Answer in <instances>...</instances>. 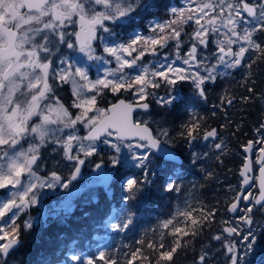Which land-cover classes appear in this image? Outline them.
<instances>
[{
  "label": "snow or ice",
  "instance_id": "1",
  "mask_svg": "<svg viewBox=\"0 0 264 264\" xmlns=\"http://www.w3.org/2000/svg\"><path fill=\"white\" fill-rule=\"evenodd\" d=\"M153 7V0H0V264H9L21 245L18 217L39 203L40 189L68 190L63 211L71 207V186L86 161L99 155L98 144L114 151L109 157L113 167L121 164L124 146L130 153L125 161L141 170L139 176L128 175L122 182L125 203L137 200L151 186L156 175L150 168L151 150L167 143L171 132L165 121L150 119V99L161 107L173 105L176 85L189 82L196 96L207 102L210 85L241 70L240 87L255 94L253 69L264 64V0H183L182 6L169 8L166 19L150 24V34L118 39L113 26ZM62 48L77 55L69 56ZM146 57L153 59L146 62ZM92 66H104L102 74L92 78ZM65 86L67 100L59 94ZM162 87L167 89L163 96L157 92ZM107 93L116 101L102 107ZM123 93L134 99L120 98ZM239 99L246 103L252 96ZM236 100L225 92L213 107H230ZM138 109L145 119L134 118ZM201 119L192 114L177 135L189 146L198 139L216 141L212 146L222 163L226 142L217 128L202 131ZM255 132L256 139L241 145L240 187L224 201L229 216L217 221L219 207L186 199L160 222L159 230L152 229V239L138 240L139 247L122 255L108 244L88 256L66 245L63 259L53 252V259L43 264H175L178 254L187 258L189 252L194 257L191 264H209L219 251L226 264H243L257 243L255 213L264 214V123ZM49 148L53 167L63 162L70 169L67 179L54 170L41 175L48 167L44 151ZM164 156L169 162L176 159L169 152ZM192 156L193 163L201 158L198 153ZM102 165L103 161L96 163L95 169ZM101 178L107 182L110 174ZM161 188L165 193L181 192L171 176ZM134 217L128 210L120 222L107 226L123 233ZM217 223L219 230L197 251L198 238ZM32 227L29 217L23 228ZM211 241L220 243L216 252Z\"/></svg>",
  "mask_w": 264,
  "mask_h": 264
},
{
  "label": "trees",
  "instance_id": "2",
  "mask_svg": "<svg viewBox=\"0 0 264 264\" xmlns=\"http://www.w3.org/2000/svg\"><path fill=\"white\" fill-rule=\"evenodd\" d=\"M180 1L153 0V9L135 16L133 26L144 27L153 17L166 19L169 8L178 7ZM137 27L133 28L137 29ZM188 30L191 31V29ZM242 75L243 71H237L233 76L219 79L217 83L210 85L207 102L196 96L189 82L178 83L174 91L177 97L174 104L165 107L152 106L150 111L158 117L159 121L166 122L165 126L171 132L167 144L180 155L181 163L165 161L151 151L150 168L156 174L155 179L137 200L125 203L123 199L125 192L121 179L133 174L139 176L141 172L140 169L128 166L117 171V177L111 182V198L108 197L103 184H100L96 186L94 198L90 196L82 202L77 198L73 209L39 220V223L30 230H24L21 226V245L9 258V264H43L45 259H53V252L56 253V257L63 259L60 254L65 250L66 245L88 256L94 255L98 246L108 244L119 249L118 256L122 255L126 251L139 247L138 240L152 239L154 236L152 229L159 230L160 222L169 218L178 207H182L186 199L194 205L201 201L209 207H219L221 211L217 214V221L222 216L227 217V213L223 210L225 198L233 195L240 186L239 170L243 163L241 145L257 138L255 129L260 126L264 117V105L261 101L264 95V64L253 69V78L256 81L255 94H249L240 87ZM157 92L166 94L167 89L162 87ZM225 92L235 95L237 100L230 107L214 108L213 105H219L220 96ZM242 95H251L252 99L244 103L239 99ZM120 97L130 100L133 96L124 94ZM213 112L216 113L215 116ZM192 114L202 118V131L217 126L228 149L227 154L221 156L222 163L216 158L219 152L212 146L215 142L201 145L198 139L189 146L186 140L177 135L180 126L188 122ZM224 124L228 126L221 128ZM237 125H239V131H235ZM234 132L235 135H233ZM107 149H109L108 146L100 145L99 155L89 158L91 162L95 164L103 161V165L107 166L109 163ZM192 153H198L201 157L196 159L195 163H193ZM205 153L206 156H204ZM49 158L47 154V159ZM208 173H212V176L209 177ZM167 176L177 179V183L181 186L180 193L163 192L161 183ZM228 185L232 186L231 190L228 189ZM217 201L220 203L217 204ZM128 210L135 213L133 224L123 233L112 232L107 226L108 223L120 222ZM255 217L257 225H254V231L257 236L256 248H258L259 257L257 260H252V264H264V214L258 211ZM219 228L220 225L217 223L212 225L211 230L207 228L204 230L203 235L196 242L197 251L201 244L211 240V236ZM73 241L79 247H76ZM211 244L214 250L219 242L211 241ZM193 258L191 252L187 258L181 253L176 256L175 264H191Z\"/></svg>",
  "mask_w": 264,
  "mask_h": 264
},
{
  "label": "rangeland",
  "instance_id": "3",
  "mask_svg": "<svg viewBox=\"0 0 264 264\" xmlns=\"http://www.w3.org/2000/svg\"><path fill=\"white\" fill-rule=\"evenodd\" d=\"M182 4H183V0L180 1L179 6H182ZM155 20H156L155 18L152 19L150 21V24L155 22ZM136 30L137 29L133 28L131 31L128 32L127 40L130 38V36L132 34H135ZM133 31H135V32H133ZM136 33H139V32H136ZM140 34H144V33H140ZM147 34L145 33L144 35H147ZM118 39L121 41H126V40L121 39L119 37H118ZM146 59H147V57H146ZM149 59H153V58L149 57ZM103 67L104 66H100V73L101 74H102V68ZM173 94L175 95V93H173ZM161 95H166V94H161ZM263 97H264V95H263ZM261 100H262V103L264 105V99H261ZM138 120H143V119H138ZM130 142L135 143V141H130ZM99 145L100 144H98V146ZM49 150H50V148H49ZM136 151L140 152L143 150L136 149ZM47 154H49V153L47 152ZM120 155H121L122 162L118 166H120L121 169L128 167V166H132V162L130 160L125 161V157H128L130 155L129 150L126 147L122 146ZM50 164L52 165V162H50ZM47 169H48V167H47ZM121 180L123 181L124 178H122ZM99 183H100L99 177L92 176V175L87 176L86 179H84L82 181H78V182L74 181L73 185L71 186V189H72L74 195L71 198V207L67 211L74 208L75 200L77 198H79L81 202L85 201L87 199V197H90V196L92 198H94L95 193H96V186ZM38 195H39V203H38L39 207L38 208L36 207L35 213H29L28 214L29 217L33 218V227L39 223V220H45L46 218H48L52 214L67 212V211H63V210L65 208V204H66V201L68 198V190L62 189L58 186L55 189L44 188V189L39 190ZM254 229H255V227H254ZM236 239H239V238L237 237ZM219 248H220V243L213 251L216 252V250ZM241 254H243V251ZM258 257H259V254L257 253V248L255 246L254 250L245 256L243 264H252V260L257 259ZM220 263L226 264V258L223 255V252H221L220 254L218 252H216V259H215V261H211V264H220Z\"/></svg>",
  "mask_w": 264,
  "mask_h": 264
},
{
  "label": "flooded vegetation",
  "instance_id": "4",
  "mask_svg": "<svg viewBox=\"0 0 264 264\" xmlns=\"http://www.w3.org/2000/svg\"><path fill=\"white\" fill-rule=\"evenodd\" d=\"M154 18L156 19L155 21L160 20L159 17H153L149 21L146 22V25L144 27H142V26H139V27L133 26V24L135 23V20H134V17H133L132 18L133 20H130L128 22L120 23V25L118 27L117 26H113V28H114L115 33L117 34V36L119 38L124 39V40H127V38H128L127 37V34H128L129 31L132 30L131 28H133V27H137L136 32L144 33V34L145 33L146 34L147 33L150 34L148 32V28H149V25H150V21L152 19H154ZM69 31H71V29H69ZM133 32H135V31H133ZM62 50L64 52H66L69 56L75 57L77 55L76 53H74L71 50H68L66 48H62ZM98 51H99V49H98ZM162 51H169V50H162ZM150 60H152V59H149V57H147L146 62L147 61H150ZM90 75H91L92 78H96L97 76L101 75V73H100V66H92ZM59 94L61 96H63L65 98V100H67L68 96L70 95L69 92H68V90H67V86H65V89L63 91H61ZM124 94H129V93H123L122 95H124ZM158 95H161V92H158ZM161 96H163V95H161ZM133 99H134V97H132L130 100H133ZM115 101H116V96L113 95V94H111V93H107L106 96H105V98L100 101V106L103 107V105H106V107H107V106H109L111 103H113ZM149 102L151 103V107L152 106L153 107L154 106H157V104H155L154 101H151V99L149 100ZM145 118H146V116L143 113V111H139L138 113H136V119H145ZM150 119L152 121H159L158 120V117L155 116V115H153V114H151ZM153 127H155V124H153ZM101 144L102 143H100V145ZM45 151H47L48 153L50 152L49 149H46ZM107 151L109 152L108 153V156L109 157L112 156V155H114L113 154V151H112V149L110 147H109V149H107ZM44 156H45V159L48 161V169H45L43 172H41V175H47V173L49 171H53L54 170V171H57L64 179H67L68 173H69L70 169L68 167L64 166L63 162H62L61 166H59V167H53L50 164V162H52V157H50L49 159H47V153H44ZM108 161H109V163L107 164V166L105 167V169L108 170V171H113L112 176H111V179H110V183H111L114 180V178H115V176L117 174V171L121 170V167L120 166L113 167L111 165V163H110L109 158H108ZM95 164H93L90 159L88 161H86L85 165L81 169V176H80V178L77 179V182L78 181H82V180L86 179L87 176L92 175V176L99 177V180H100V183L99 184H101V177L98 176V175H93L92 174V172H93V170L95 168ZM2 191L3 190H0V193H2ZM36 207L37 208L39 207L38 204L35 205V206H33V207H31L30 209H28L24 213L20 214L19 217H18L17 223L23 226L24 221H26V220L29 219L28 214L29 213H35Z\"/></svg>",
  "mask_w": 264,
  "mask_h": 264
},
{
  "label": "water",
  "instance_id": "5",
  "mask_svg": "<svg viewBox=\"0 0 264 264\" xmlns=\"http://www.w3.org/2000/svg\"><path fill=\"white\" fill-rule=\"evenodd\" d=\"M138 111H141V110L138 109L137 112H138ZM134 118H135V113H134ZM263 123H264V118H263ZM214 128H216V127H214ZM209 141H211V140H209ZM209 141H203V140L201 139V144H206V143H208ZM153 151H154V153H155L157 156L163 158V159L166 160V161H168V160H167V158L164 156V153H165V152L172 153V154L175 156V158H176L175 161H173V162H176V163H180V162H181V158H180V156L177 154V152H176L173 148H171L170 146H168L167 144H165L164 142L161 143V146H160V149H159V150H153ZM241 152L243 153L242 149H241ZM243 155H244V153H243ZM112 173H113V171H106V170L104 169V167L102 166V168L99 169V170L94 169V171H93L92 174H97V175H100L101 177H103L105 174H110V178L108 179L107 182H105V181L101 178V180H102V182L104 183V185H105V186H108V184H109V182H110V179H111V176H112ZM111 192H112V189L110 188V189L108 190V194H109V196H111Z\"/></svg>",
  "mask_w": 264,
  "mask_h": 264
},
{
  "label": "bare ground",
  "instance_id": "6",
  "mask_svg": "<svg viewBox=\"0 0 264 264\" xmlns=\"http://www.w3.org/2000/svg\"><path fill=\"white\" fill-rule=\"evenodd\" d=\"M258 212V211H257ZM258 249V248H257ZM220 256V255H219ZM256 256V255H255ZM261 256V255H260ZM257 257V256H256ZM254 260V259H253ZM257 260V259H256ZM249 261V260H248ZM258 263V262H257ZM221 264V263H220ZM255 264V263H254Z\"/></svg>",
  "mask_w": 264,
  "mask_h": 264
}]
</instances>
